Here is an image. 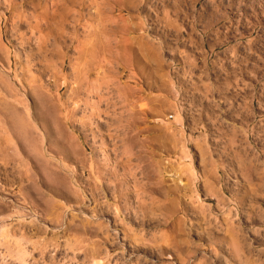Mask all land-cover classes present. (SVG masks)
Returning <instances> with one entry per match:
<instances>
[{"label":"rangeland","instance_id":"obj_1","mask_svg":"<svg viewBox=\"0 0 264 264\" xmlns=\"http://www.w3.org/2000/svg\"><path fill=\"white\" fill-rule=\"evenodd\" d=\"M0 264H264V0H0Z\"/></svg>","mask_w":264,"mask_h":264}]
</instances>
